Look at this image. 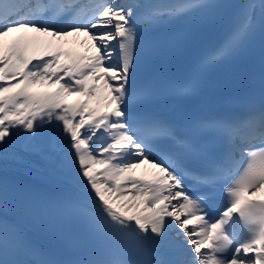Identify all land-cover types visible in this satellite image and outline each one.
Segmentation results:
<instances>
[{
	"label": "snow or ice",
	"instance_id": "snow-or-ice-1",
	"mask_svg": "<svg viewBox=\"0 0 264 264\" xmlns=\"http://www.w3.org/2000/svg\"><path fill=\"white\" fill-rule=\"evenodd\" d=\"M218 7L212 0H92L87 6L80 0H0V151L22 137L24 151L38 154L53 171L74 173L72 198L55 210L81 217L109 242L45 257L8 222L10 200L19 194L0 185V264H23L9 259L22 250L43 257L34 264H264V200L243 198L264 187V72L258 92L240 101L241 113L205 119L184 112L170 121L151 110L165 98L199 96L208 69L252 42L256 5L243 8L237 26L202 53L184 80L130 83L141 58L180 43L162 38L161 30ZM259 7L264 34V3ZM13 33L25 35L8 42ZM28 33L55 40L84 35L94 51L74 56L51 43L41 47ZM113 41L119 64L108 62ZM261 52L264 58V42ZM43 86L55 91L37 90ZM101 90L107 92L104 111L91 106ZM71 95L83 99L69 102ZM101 128L110 142L94 149ZM142 164L156 169L153 179L134 175ZM185 178L201 191H189ZM221 184L228 202L213 219L205 209Z\"/></svg>",
	"mask_w": 264,
	"mask_h": 264
},
{
	"label": "bare ground",
	"instance_id": "bare-ground-1",
	"mask_svg": "<svg viewBox=\"0 0 264 264\" xmlns=\"http://www.w3.org/2000/svg\"><path fill=\"white\" fill-rule=\"evenodd\" d=\"M16 33H13V35ZM25 35L24 33H18V35H15L12 39L21 37ZM28 36H31L35 39L37 45L41 47H46L48 46L49 43H51V46L53 50H60L63 52L70 53L74 56H84V55H91L94 49H91V41L88 40L86 36L84 38H81L80 36H70L64 38V40H55L52 37L48 36H42L37 33H28ZM109 63L113 64V62L110 60L108 61ZM67 77H65V80ZM102 84V82H100ZM38 91H55V88H49L47 86L39 87L37 89ZM107 95L106 90H101L98 95L96 100L91 102L92 107H97L101 110H104L103 105H104V97ZM69 102H73L78 99H83V97H79L76 95H71L68 98ZM109 135V133H107ZM110 141H107L108 143ZM12 167V168H20L24 169L27 171H31L39 177L45 178L47 181H50L52 183H56V185L66 188L71 194L74 193L76 188H71L69 186L68 182L66 179H61L58 178L55 174H53L48 168H44L40 166L39 164L35 162H31V160L26 159V158H18L15 157L14 155L1 152L0 151V168L1 167ZM100 168L102 171L103 166H97ZM156 172V169L152 168L150 164H142L140 167H138L134 173H144V174H149L151 176H154Z\"/></svg>",
	"mask_w": 264,
	"mask_h": 264
},
{
	"label": "rangeland",
	"instance_id": "rangeland-1",
	"mask_svg": "<svg viewBox=\"0 0 264 264\" xmlns=\"http://www.w3.org/2000/svg\"><path fill=\"white\" fill-rule=\"evenodd\" d=\"M3 151H7V152H11V153H15V154H18V153H19L16 149H9V148H6V149L3 150ZM18 155H24V154H18ZM29 157H31V159H32L33 161H35V162H38V160H39L40 162H43V159H42V158L39 159V156L36 155L35 153H32L31 156H29ZM32 157H33L35 160H34Z\"/></svg>",
	"mask_w": 264,
	"mask_h": 264
}]
</instances>
